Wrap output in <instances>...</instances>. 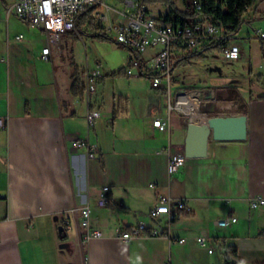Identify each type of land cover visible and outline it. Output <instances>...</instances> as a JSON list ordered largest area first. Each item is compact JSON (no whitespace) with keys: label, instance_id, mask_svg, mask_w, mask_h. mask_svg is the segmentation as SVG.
<instances>
[{"label":"crops","instance_id":"1","mask_svg":"<svg viewBox=\"0 0 264 264\" xmlns=\"http://www.w3.org/2000/svg\"><path fill=\"white\" fill-rule=\"evenodd\" d=\"M14 1L0 0V118L6 121L0 129V264H264V207L249 205L251 196L264 195V80L250 78L248 93L233 83L209 94L176 89L175 97L153 95L142 115L133 114L129 95L100 83L87 96L86 71L94 67H82L80 75V66L65 57L82 29L64 34L44 58L47 33L8 12ZM170 9L151 12L174 16ZM246 16L258 22L256 34L264 29V0H255ZM242 38L259 39L250 31ZM152 54L150 49L143 58ZM189 97L198 113L183 108ZM89 109L101 112L92 128ZM239 114L247 115L245 139L211 138L206 156L187 157L169 175L170 155L185 153L190 121ZM169 115L168 131L153 125ZM81 139L96 144L94 157L75 145ZM105 185L110 201L100 207ZM161 194L184 199L188 209L172 221L166 215L153 219L150 210ZM86 206L92 228L103 235L84 241L80 221ZM231 215L237 221L218 224ZM139 222L167 233L117 236L121 224ZM203 233L206 246L196 240Z\"/></svg>","mask_w":264,"mask_h":264},{"label":"built area","instance_id":"2","mask_svg":"<svg viewBox=\"0 0 264 264\" xmlns=\"http://www.w3.org/2000/svg\"><path fill=\"white\" fill-rule=\"evenodd\" d=\"M124 9L116 10L118 17L114 20L109 14L106 0H15L8 8V12H14L20 19L26 21L29 26L39 28L47 33L49 42L43 48L42 56L48 58L52 45L60 46L64 34L77 28V20L81 13L91 5H100V8L91 12L89 20L91 26L100 33L115 32L116 40L130 47L134 54L125 66L128 75L134 73L137 68L141 73L151 74V85L157 87H171L172 71L174 69L176 55H186L192 51H199L213 42H221L222 55L227 60H236L241 56V47L233 41L234 35L227 32L226 27L203 15V0H192L193 15L186 16L179 13V18L166 21L165 16L152 14L147 0H122ZM107 8L103 11V6ZM114 9L113 7H109ZM250 6L246 7V11ZM78 31V30H77ZM257 36L264 42V29L257 30ZM21 38L22 35H17ZM154 50L151 59L153 64L148 65L142 57L148 50ZM100 68H88L86 71V93L96 91L98 80L103 76ZM172 108V107H171ZM101 116L97 109H89L87 113L88 125L95 126L96 120ZM171 116L157 117L153 125L160 130L170 129ZM6 126L4 118H0V129ZM78 147H85L89 157H94L97 146L89 139H81L75 142ZM187 156L182 152H175L169 157L167 170L169 175L177 173L186 163ZM109 186L102 187L97 198L100 207H106L110 201ZM251 208L264 207V195H253L249 198ZM188 209L184 199L174 198L168 194H161L157 204L151 208L150 215L153 219H160L166 215L169 221L174 220L181 211ZM90 207L81 209V227L83 228V240L103 235L99 229H94L90 223ZM237 221V216L231 215L218 220V224L225 226ZM166 229L149 228L144 222L134 226L121 224L117 228V236L123 239H131L141 235L161 236L166 235ZM178 242H184L185 238L176 237ZM197 242L206 246L208 237L203 233L197 236ZM213 248L209 247V252Z\"/></svg>","mask_w":264,"mask_h":264},{"label":"rangeland","instance_id":"3","mask_svg":"<svg viewBox=\"0 0 264 264\" xmlns=\"http://www.w3.org/2000/svg\"><path fill=\"white\" fill-rule=\"evenodd\" d=\"M186 1L191 3L192 0ZM147 2L150 10L158 15L170 8L171 11H176L177 8L186 9L187 6L184 0H147ZM106 3L109 7L114 8L108 7L109 14L114 20L118 17L116 10H122L125 7L122 0H106ZM106 8L104 5L101 9L105 11ZM177 11L179 12V10ZM248 19L247 16L243 17L242 27L235 33V41L241 46V56L238 59L227 60L222 55L221 50L212 48L205 53L203 58H192L189 63L183 60L172 71L170 90L169 87L153 88L148 71L141 73L135 68L132 75L126 74L125 66L129 58L133 56V50L119 43L113 30L108 31V33H100L91 26L90 22L81 25L83 36L82 38L74 37L73 49L70 47L65 57L71 62L75 61L80 66V75H82V67L92 66L95 68V66H99L104 74V80H98L97 86L100 83V87H104L108 91L129 95L132 100L133 114L142 115L146 106L152 103L153 95L164 98L170 94L171 98L175 97L176 89L189 94L196 92L209 94L213 90H220L228 86L227 83H233L248 93L250 78L254 82L264 80V77L261 79L258 76L259 73L264 74V58L261 53L260 40L242 38V34L245 35L248 31L257 36L254 28H257L258 22L255 19L251 21ZM77 30L79 29L76 28L74 31ZM182 56L184 54H177L175 62L177 58ZM98 61L101 63L98 64ZM146 63L148 65L153 64L151 57L146 58ZM251 66L255 74L249 72ZM206 104L209 106L210 102L206 101ZM173 111L177 110L173 109Z\"/></svg>","mask_w":264,"mask_h":264},{"label":"trees","instance_id":"4","mask_svg":"<svg viewBox=\"0 0 264 264\" xmlns=\"http://www.w3.org/2000/svg\"><path fill=\"white\" fill-rule=\"evenodd\" d=\"M152 1V0H150ZM5 3V0H3ZM186 6V9L184 10V15L190 16L193 15L195 12L193 11L191 7V3H188L186 0H184ZM203 10L201 11L203 15L206 17L224 25L226 27V30L229 34L234 35L239 31V29L242 26L243 23V15L246 12V7L250 6L252 7L255 3V0H203ZM100 8V5H91L89 6L85 11L81 13L77 20V28L80 30L81 25L84 23H87L90 14L95 9ZM174 16H172L171 13H168L165 15L166 21H171L174 19L179 18L178 11H174ZM76 32V31H71ZM222 44L221 42H213L209 44L207 47H205L203 50L199 51H192L188 54L177 58L176 62L174 63V67H176L179 63H181L183 60L186 61V63H189L192 58H203L205 53L212 48H217L219 50H222ZM149 77L151 76L150 73H148ZM236 91V90H235ZM233 91V92H235ZM127 99V98H126ZM127 109H125L126 112ZM68 236L66 230H64L61 234V237L63 239H66ZM233 251L235 250L234 247H231ZM227 264H233V262H228Z\"/></svg>","mask_w":264,"mask_h":264},{"label":"water","instance_id":"5","mask_svg":"<svg viewBox=\"0 0 264 264\" xmlns=\"http://www.w3.org/2000/svg\"><path fill=\"white\" fill-rule=\"evenodd\" d=\"M187 127L185 154L189 158L206 156L211 138L240 140L245 139L248 133L246 114L207 116L203 123L190 121ZM59 230L63 232L64 227L60 226Z\"/></svg>","mask_w":264,"mask_h":264},{"label":"bare ground","instance_id":"6","mask_svg":"<svg viewBox=\"0 0 264 264\" xmlns=\"http://www.w3.org/2000/svg\"><path fill=\"white\" fill-rule=\"evenodd\" d=\"M130 1H137V0H130ZM185 110L192 111L194 113H198V104L197 101L191 97L188 98V101L183 105Z\"/></svg>","mask_w":264,"mask_h":264}]
</instances>
